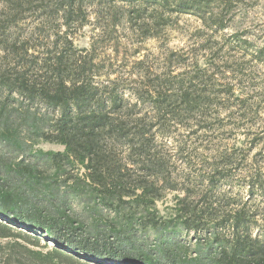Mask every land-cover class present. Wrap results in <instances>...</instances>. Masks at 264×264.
<instances>
[{"label": "trees", "instance_id": "trees-1", "mask_svg": "<svg viewBox=\"0 0 264 264\" xmlns=\"http://www.w3.org/2000/svg\"><path fill=\"white\" fill-rule=\"evenodd\" d=\"M126 1H140L127 8L128 27L145 33L152 29L149 38L158 35L154 29L164 23V8L170 5L201 11L215 3L218 12H208L210 24L219 30L228 27L221 17L226 5L219 0ZM0 2V240L25 243L15 244L29 257L18 263L264 264V240L251 234L254 227L264 229V212L248 207L254 197L264 200V174L256 170L248 178L247 199L240 192H217L214 184L222 182L220 177L215 181L217 166L203 172L207 176L201 182L207 187L178 186L154 145L164 121L189 113L201 118L212 104L211 94L193 85L194 77L175 75L170 88L166 78L152 79L144 71L128 86L119 73H101L104 62L95 54V42L76 50L67 31L58 52L41 55L30 39H7L8 23L18 21L33 1ZM142 3L153 4L155 14L143 17ZM112 9L108 24L100 26V39L115 26L117 11ZM56 10L66 28L84 26L77 22L82 2L66 0ZM58 43L53 42L51 50ZM208 67L199 69L201 76ZM245 102L240 98L239 104ZM145 104L151 116L143 112ZM41 144L61 149L44 150ZM176 147L182 150L185 144ZM169 192L174 193L173 204L161 215L158 203ZM73 203L92 216L113 214L119 221L111 224L116 225L109 229L111 236H105L96 219L71 213ZM136 224L143 225L142 235L154 231V248L134 238L131 229ZM178 230L195 235L193 250L176 242ZM0 249V264H11V250L2 251V244Z\"/></svg>", "mask_w": 264, "mask_h": 264}, {"label": "rangeland", "instance_id": "rangeland-1", "mask_svg": "<svg viewBox=\"0 0 264 264\" xmlns=\"http://www.w3.org/2000/svg\"><path fill=\"white\" fill-rule=\"evenodd\" d=\"M32 1L31 9L25 6L26 11L19 15L18 21L8 23L7 39H30L31 44L41 50V55L58 52L66 31L73 37L76 50L90 48L93 41L95 54L104 62L101 73H119L128 86L132 85L131 80L138 72L144 71L149 72L152 79L155 75L166 78L170 88L175 86L176 79L172 78L175 75H182L177 79L184 80L194 77L193 85L198 91L211 94L213 102L201 118L189 113L164 121L153 140L158 155L168 161L167 167L178 186L200 183L199 186L207 187L205 181L201 182L203 176H207L203 172L208 174L217 166L219 173L215 181L218 177L222 181L214 184L218 185L217 192L230 190L232 196L240 192L248 198L245 190L248 178L256 170L264 174V0H219L226 5L221 11L222 23L228 26L225 30L213 27L208 19L209 11L218 12L215 3L201 11H182L166 6L163 12L166 19L155 27L158 35L150 38L147 34L152 29L148 33L131 30L125 21L127 8L140 1L76 0L82 2L83 7L82 17L77 21L84 24L81 29L77 23L66 28L60 13L56 12L57 6L66 0ZM2 6L0 2V10ZM142 6H146L143 17L150 18L155 14L153 4L142 3ZM112 7L117 11L115 26H110L100 39V26L108 24ZM3 17L0 14V18ZM56 40L59 43L51 50L55 48L53 42ZM140 60L143 63L138 65ZM208 65L206 76H201L199 69ZM240 98L247 102L239 104ZM141 107L147 117L153 114L148 104ZM178 142L184 143L185 147L177 151ZM41 147L44 150L61 149L50 144H41ZM173 201L174 193L164 195L158 203L161 215L166 214ZM248 207L256 213L264 212V200L254 197ZM75 212L88 220L96 219L107 237L111 236L110 227H116L111 224L119 221L106 211L89 215L81 205L73 203L71 213ZM158 222L157 227H162ZM142 227L134 225L131 233L146 248H154L158 243L154 231L148 229L147 234L142 235ZM176 232V242L193 250L195 235L183 230ZM251 234L264 240L261 227H254ZM16 242L25 245L21 240ZM16 242L12 238L0 240L4 247L2 251L11 250V264H20L18 261L26 262L25 258H29L15 245ZM44 243L41 239V245ZM47 245L53 246L52 243ZM26 246L35 251H47Z\"/></svg>", "mask_w": 264, "mask_h": 264}]
</instances>
